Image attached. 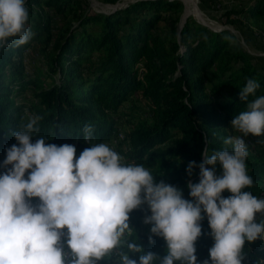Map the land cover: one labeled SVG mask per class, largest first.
<instances>
[{"label":"trees","instance_id":"16d2710c","mask_svg":"<svg viewBox=\"0 0 264 264\" xmlns=\"http://www.w3.org/2000/svg\"><path fill=\"white\" fill-rule=\"evenodd\" d=\"M25 2L32 38L0 47V165L6 149L18 144L12 133L39 116L33 142L43 136L46 143L72 144L76 158L92 144L115 142L126 162L144 165L157 183L173 185L191 200L188 184L199 182L200 169L193 168L189 175V162L201 163L205 149L209 155L231 149L224 140L233 131L232 119L264 95V57L248 53L228 29H211L191 16L180 22L179 0H133L108 12L92 8L89 0ZM232 13L263 25L264 0H245L226 15ZM28 47L39 51L45 70L25 69L23 52ZM249 78L260 87L243 101L239 94ZM141 106L149 119H138L120 138V118ZM86 125L93 130L89 142L84 140ZM244 139L254 180L246 190L264 197V158L252 152L264 136L249 134ZM121 141L125 148L118 147ZM217 170L219 174V165ZM6 171L0 166V174ZM31 202L37 205L39 198ZM150 214L147 203L129 214L135 227L129 239L163 257L166 241L151 233V224H140ZM203 215L195 254L198 264L206 259L211 264L214 240ZM141 254L130 253L135 259ZM243 256L242 264H262L264 240L246 242ZM109 262L117 264V258L100 264Z\"/></svg>","mask_w":264,"mask_h":264},{"label":"clouds","instance_id":"9594fccd","mask_svg":"<svg viewBox=\"0 0 264 264\" xmlns=\"http://www.w3.org/2000/svg\"><path fill=\"white\" fill-rule=\"evenodd\" d=\"M28 19L25 0H0V47L27 43L33 35ZM259 87L247 79L240 99L248 101ZM40 119L32 116L12 133L18 144L6 149L0 165L7 169L0 174V264H98L113 256L117 264H198L195 243L202 234L203 214L214 240L211 264H242L246 242L264 240V219L257 220L258 214L264 217V197L246 190L254 180L244 139L264 136V95L232 119L231 127L241 135L224 140L231 149L210 155L205 149L201 163L189 162V175L200 169L199 182L188 184L191 200L177 187L157 183L144 165L126 162L107 143L92 144L76 158L72 144L46 143L43 136L33 142ZM92 131L84 127L85 142ZM34 197L39 204H32ZM144 203L151 212L144 223L166 241L163 257L129 239V214ZM64 235L71 258L61 242ZM130 253L142 254L135 259Z\"/></svg>","mask_w":264,"mask_h":264},{"label":"rangeland","instance_id":"374dc122","mask_svg":"<svg viewBox=\"0 0 264 264\" xmlns=\"http://www.w3.org/2000/svg\"><path fill=\"white\" fill-rule=\"evenodd\" d=\"M131 1L133 0H115L114 2H107L103 0L102 1L89 0V3L90 6L96 9L97 11L106 12L109 9H111L110 6L113 4H116L117 6H123ZM179 1L183 5L180 22L183 21V14L185 15L186 13L187 16L193 17V19L196 22L201 23V21H203L207 25L213 27L215 30L228 29L235 34L242 47L248 53L258 58L264 57V24L255 25V23L251 22L250 20L241 18V16L237 15L236 13H232L230 14V16L226 15L228 11H231L233 8H237L239 5L244 4L245 0H179ZM186 9L188 10V12H186ZM235 17H238L239 19H241V21H239L238 19L233 21V18ZM181 46L184 47L185 45H181ZM23 62L25 65V69L28 72H33L36 71V69H40V68L45 70V66L43 65L41 55L39 51H37V49H35L34 47L31 48L28 47L24 49ZM127 108H128L127 104L123 105L122 107V109L125 110ZM138 119H142V120L149 119L148 110L144 109L143 106H141V108H137L135 112H133L132 114L127 113L125 116H122L120 118L119 120V122H121L120 132L122 134L126 132L130 128V125L134 124ZM236 135H241V134L233 129V131H231L230 133V136H236ZM114 143L115 142H110L107 144H109L111 147H113L116 150L115 148L116 146ZM126 145L127 144L125 141H121L118 147L125 148ZM252 152L258 156L261 155L264 158V140L261 142V144L253 145ZM261 219H264V217L260 216V220ZM140 224L141 226H143L144 221L142 220ZM129 226L132 230L133 228H135L133 227V224L130 221H129ZM66 231L67 230L65 229V232ZM66 241H67V237H66ZM105 260L98 262V264L104 262Z\"/></svg>","mask_w":264,"mask_h":264},{"label":"built area","instance_id":"2783aa9c","mask_svg":"<svg viewBox=\"0 0 264 264\" xmlns=\"http://www.w3.org/2000/svg\"><path fill=\"white\" fill-rule=\"evenodd\" d=\"M118 136L120 137V138H122L123 137V134L120 132L119 134H118ZM65 231V230H64ZM66 233V232H65ZM66 235H64V236H62L61 237V242H62V244L64 245V250H65V252H67L68 254H69V257L71 258V252H70V249L67 247V245H66ZM107 264H113V262H109V263H107Z\"/></svg>","mask_w":264,"mask_h":264},{"label":"water","instance_id":"95a60500","mask_svg":"<svg viewBox=\"0 0 264 264\" xmlns=\"http://www.w3.org/2000/svg\"><path fill=\"white\" fill-rule=\"evenodd\" d=\"M119 7H120V6H117L116 4H113V5L110 6L111 9H109V10H113V9H116V8H119ZM109 10H108V11H109ZM108 11H106V12H108ZM104 12H105V11H104ZM185 16H187V15H184V14H183V19H184ZM201 23H202L203 25H206V26L210 27L211 29H214L213 27L207 25V24L204 23L203 21H201Z\"/></svg>","mask_w":264,"mask_h":264},{"label":"bare ground","instance_id":"6f19581e","mask_svg":"<svg viewBox=\"0 0 264 264\" xmlns=\"http://www.w3.org/2000/svg\"><path fill=\"white\" fill-rule=\"evenodd\" d=\"M187 4V3H186ZM187 6V5H186ZM187 8V7H186ZM186 12H188V10L186 9ZM199 12V11H198ZM185 15H187L186 13H185ZM204 18V17H203Z\"/></svg>","mask_w":264,"mask_h":264}]
</instances>
